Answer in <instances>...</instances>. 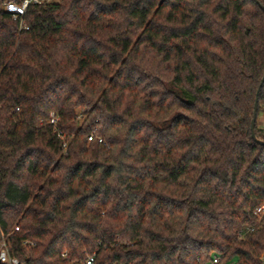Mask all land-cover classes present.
Here are the masks:
<instances>
[{
    "label": "trees",
    "instance_id": "1",
    "mask_svg": "<svg viewBox=\"0 0 264 264\" xmlns=\"http://www.w3.org/2000/svg\"><path fill=\"white\" fill-rule=\"evenodd\" d=\"M8 1L0 240L11 252L27 264L89 253L264 264V142L250 130L264 0H55L27 8L28 28ZM255 134L264 141L257 118Z\"/></svg>",
    "mask_w": 264,
    "mask_h": 264
},
{
    "label": "built area",
    "instance_id": "2",
    "mask_svg": "<svg viewBox=\"0 0 264 264\" xmlns=\"http://www.w3.org/2000/svg\"><path fill=\"white\" fill-rule=\"evenodd\" d=\"M55 0H20V1H15L11 0L8 1L4 4V9L5 11L13 14L14 18H19L21 19L23 15L26 13L27 8L30 5H41V4H47ZM20 27L21 28H28L25 22L23 20H20ZM49 122L55 127L56 122H57V117L54 115V113L50 114V119ZM56 128V127H55ZM57 130V129H56ZM58 136L62 139L63 141V149H66V141L64 140V134L61 133V131L57 132ZM92 135L88 136V139H92ZM98 141H102V138L97 137ZM264 211V205L259 206L256 209V213L260 215ZM15 230H18L19 227L15 226ZM10 248V243L8 241V238L4 235H2L1 240H0V264H27V261L19 258L17 255L11 252ZM67 252H63L62 255L66 256ZM219 261V257L214 258V263H217ZM78 264H96L95 263V254L94 253H89L87 254Z\"/></svg>",
    "mask_w": 264,
    "mask_h": 264
},
{
    "label": "water",
    "instance_id": "3",
    "mask_svg": "<svg viewBox=\"0 0 264 264\" xmlns=\"http://www.w3.org/2000/svg\"><path fill=\"white\" fill-rule=\"evenodd\" d=\"M260 6L262 8H264L262 5H260ZM263 81H264V73H263V76L261 78V81H260V83L258 85V88L256 90V95H255V100H254V106H253V112H252V117H251V120H250L251 137L255 141L259 142V143H263L264 141L257 138V136L255 134V123H256L257 109H258V94H259V90H260V87H261Z\"/></svg>",
    "mask_w": 264,
    "mask_h": 264
},
{
    "label": "rangeland",
    "instance_id": "4",
    "mask_svg": "<svg viewBox=\"0 0 264 264\" xmlns=\"http://www.w3.org/2000/svg\"><path fill=\"white\" fill-rule=\"evenodd\" d=\"M257 123L260 127H263L264 128V114H260L258 117H257Z\"/></svg>",
    "mask_w": 264,
    "mask_h": 264
}]
</instances>
